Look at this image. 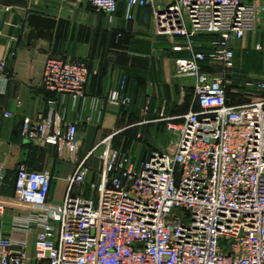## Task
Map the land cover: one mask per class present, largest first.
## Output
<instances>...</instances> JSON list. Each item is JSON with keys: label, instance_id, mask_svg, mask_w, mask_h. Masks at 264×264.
<instances>
[{"label": "built area", "instance_id": "built-area-1", "mask_svg": "<svg viewBox=\"0 0 264 264\" xmlns=\"http://www.w3.org/2000/svg\"><path fill=\"white\" fill-rule=\"evenodd\" d=\"M86 1L110 17L119 10V0ZM127 4L150 10L157 35L168 38L174 51L188 53L175 60L174 75L194 80V108L178 118L180 124L167 123L175 137L165 149L138 160L109 147L101 156V180L91 182L88 193L91 167L80 158L78 124L63 123L53 109L47 117L26 119L23 136L55 146L75 171L64 202L56 204L49 201L51 173L19 165L15 195L0 201V214L12 206L28 209L26 230L37 229L34 251L0 232V264H264V93L242 105L228 97L234 43L264 23V5L260 0ZM127 19L135 17L129 13ZM201 35L213 37L206 49L195 39ZM206 63L222 64L223 71H207ZM4 68L2 62L0 74ZM89 76L85 60L50 57L39 86L79 103ZM109 104L129 107L132 101L114 92ZM5 175L0 166V180Z\"/></svg>", "mask_w": 264, "mask_h": 264}, {"label": "crops", "instance_id": "crops-1", "mask_svg": "<svg viewBox=\"0 0 264 264\" xmlns=\"http://www.w3.org/2000/svg\"><path fill=\"white\" fill-rule=\"evenodd\" d=\"M260 2L264 4V0ZM30 13L56 21L51 41L28 38ZM129 13L134 15L133 21L127 19ZM195 39L206 49L213 37L201 35ZM258 44L264 48V23L234 43L240 69L251 80H264V50L256 51ZM188 56L174 51L168 38L157 35L150 10H131L127 0H119V10L113 17L94 10L86 0H0V64L5 62L0 74V166L6 173L0 180V201L14 197L17 170L22 163L32 170L51 173L49 201L56 204L64 202L68 179L75 171L55 146L38 145L23 136L26 119L47 117L53 109L63 123L78 124L83 137L80 158H87L91 167L88 193V185L98 180V169H102L101 156L109 147L124 146L126 137L118 140L119 134L128 135L137 125L154 129L170 121L180 124L178 118L194 108V94L193 99L188 97L184 88V81L193 88L194 80L174 75L175 60ZM50 57L89 63L90 76L82 101L75 103L68 95H56L39 86ZM204 69L223 71L222 64L206 63ZM234 84L229 88L234 90L228 93L232 105L262 99L247 98L241 93L247 87ZM114 92L129 97L131 106L110 105L109 95ZM50 100L54 105L49 104ZM7 112L12 116L5 117ZM135 119L140 121L132 124ZM105 140L106 146L101 144ZM157 144L156 148L163 147L161 142ZM133 157L144 158L138 154ZM28 213L23 206L5 208L0 214V232L16 242H26L33 254L37 229L26 230Z\"/></svg>", "mask_w": 264, "mask_h": 264}, {"label": "rangeland", "instance_id": "rangeland-1", "mask_svg": "<svg viewBox=\"0 0 264 264\" xmlns=\"http://www.w3.org/2000/svg\"><path fill=\"white\" fill-rule=\"evenodd\" d=\"M255 50L259 52V51H263L264 48L261 44H258L255 47ZM240 61L241 60H240L239 55L236 54V58L234 60V71H235L234 82H236L237 84L238 83L242 84L245 87H247L245 90L241 92L243 95L247 96V98L249 97L257 98V96H261V94L264 93V90L263 89L257 90V89L259 88V86L264 85V80H253V79L251 80L250 78L244 77V73L240 69V64H239ZM184 82H185L184 88H185V91L188 97L190 96V98L193 99L194 89L191 87V84L188 81H184ZM236 83L234 85H236ZM233 90H234V87L229 89V92H232ZM234 93L236 92L234 91ZM187 104L189 103L187 102ZM135 121L132 122V124L133 123L136 124L140 120L135 119ZM166 125L167 123H165V126L163 125V127L161 128L160 126H157V128H154V129L150 128L149 125H137L131 129V133H128V135L119 134L116 138L118 140H121L126 137L124 141V146L120 147L121 150L127 152L132 157L133 155L135 156L136 154L140 155V157H145V154L148 152L165 149L166 145H168L174 139L175 136L170 131H168V129L166 128ZM158 142L162 143L163 145L162 148L161 147L156 148V146H158L157 144ZM147 147H149V149L145 151ZM100 162H101V167H102L103 166L102 161ZM102 175H103V170L100 168L98 169L97 176H96L97 177L96 179L98 180L93 181V182L99 183Z\"/></svg>", "mask_w": 264, "mask_h": 264}, {"label": "water", "instance_id": "water-1", "mask_svg": "<svg viewBox=\"0 0 264 264\" xmlns=\"http://www.w3.org/2000/svg\"><path fill=\"white\" fill-rule=\"evenodd\" d=\"M27 25L30 28L29 39L51 41L56 21L52 18L30 13L27 17Z\"/></svg>", "mask_w": 264, "mask_h": 264}, {"label": "trees", "instance_id": "trees-1", "mask_svg": "<svg viewBox=\"0 0 264 264\" xmlns=\"http://www.w3.org/2000/svg\"><path fill=\"white\" fill-rule=\"evenodd\" d=\"M203 66H205V65H203ZM147 156V155H146Z\"/></svg>", "mask_w": 264, "mask_h": 264}]
</instances>
